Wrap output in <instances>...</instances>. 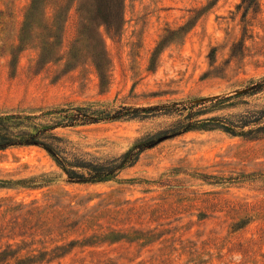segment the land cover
Here are the masks:
<instances>
[{
	"label": "rangeland",
	"instance_id": "1",
	"mask_svg": "<svg viewBox=\"0 0 264 264\" xmlns=\"http://www.w3.org/2000/svg\"><path fill=\"white\" fill-rule=\"evenodd\" d=\"M263 76L264 0H0V112L195 102ZM165 121L58 132L106 157ZM0 264H264V138L185 132L81 184L38 146L1 150Z\"/></svg>",
	"mask_w": 264,
	"mask_h": 264
},
{
	"label": "trees",
	"instance_id": "2",
	"mask_svg": "<svg viewBox=\"0 0 264 264\" xmlns=\"http://www.w3.org/2000/svg\"><path fill=\"white\" fill-rule=\"evenodd\" d=\"M32 8L33 5L31 11ZM41 17L49 24L46 12ZM100 59L99 67L108 65L105 55ZM156 117L166 119L163 126L136 138L113 156L89 157L74 151L69 140L58 132L110 120ZM215 129L252 140L264 138V76L234 92L195 102L181 100L132 107L68 101L36 111L0 112V151L13 146H38L51 157L68 182L96 183L115 178L123 169L134 165L142 152L166 139L189 131Z\"/></svg>",
	"mask_w": 264,
	"mask_h": 264
}]
</instances>
